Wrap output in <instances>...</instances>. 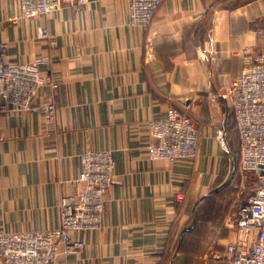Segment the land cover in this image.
<instances>
[{"label": "crops", "instance_id": "0c3cea01", "mask_svg": "<svg viewBox=\"0 0 264 264\" xmlns=\"http://www.w3.org/2000/svg\"><path fill=\"white\" fill-rule=\"evenodd\" d=\"M263 33L264 0H164L146 27L128 24L127 0L38 20L0 0L5 61L47 58L40 73L57 83L33 110L0 115V232L57 227L61 196L84 187L80 155L110 150L102 227L72 232L83 247L47 264H233L225 248L249 192L229 86ZM46 95L58 102L51 117L39 109ZM177 101L196 126L197 155L151 159L149 122Z\"/></svg>", "mask_w": 264, "mask_h": 264}, {"label": "built area", "instance_id": "2783aa9c", "mask_svg": "<svg viewBox=\"0 0 264 264\" xmlns=\"http://www.w3.org/2000/svg\"><path fill=\"white\" fill-rule=\"evenodd\" d=\"M16 1L22 17L38 20L63 7L92 0ZM163 1L127 0L128 24L148 26ZM38 32L48 36L46 29ZM6 47L0 42V115L33 110L39 90L48 87L54 91L57 86L49 72L40 73L47 58L5 61ZM241 66V74L230 82L229 94L240 141L238 168L252 188L233 214L236 238L226 245L225 254L233 264H264V46L247 47ZM57 108L58 102L51 95L44 96L39 106L47 117ZM149 131L158 140L148 146L149 158L173 163L196 157L198 132L179 101L170 103L163 116L151 119ZM79 159L78 179L84 187L76 195L61 196L60 224L45 230L0 232V264H47L59 254L83 247V241L74 239L72 232L102 227L105 193L113 176L111 151L87 150ZM182 198L181 193L174 195L178 202Z\"/></svg>", "mask_w": 264, "mask_h": 264}, {"label": "rangeland", "instance_id": "374dc122", "mask_svg": "<svg viewBox=\"0 0 264 264\" xmlns=\"http://www.w3.org/2000/svg\"><path fill=\"white\" fill-rule=\"evenodd\" d=\"M244 176V175H243ZM245 177V176H244ZM246 179V178H245ZM246 186H247V189H246V194L244 196H246L248 194V192H250V189L252 188V184H250L248 182V180L246 179ZM246 200V199H245ZM244 200V201H245ZM244 201H241L238 205L242 204V202L244 203Z\"/></svg>", "mask_w": 264, "mask_h": 264}]
</instances>
